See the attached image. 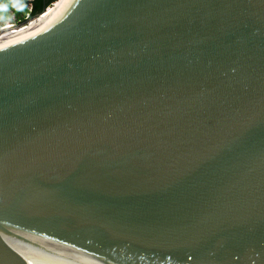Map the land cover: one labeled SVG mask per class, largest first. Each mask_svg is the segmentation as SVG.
<instances>
[{
  "label": "water",
  "instance_id": "obj_1",
  "mask_svg": "<svg viewBox=\"0 0 264 264\" xmlns=\"http://www.w3.org/2000/svg\"><path fill=\"white\" fill-rule=\"evenodd\" d=\"M0 264H264V0H80L0 51Z\"/></svg>",
  "mask_w": 264,
  "mask_h": 264
},
{
  "label": "bare ground",
  "instance_id": "obj_2",
  "mask_svg": "<svg viewBox=\"0 0 264 264\" xmlns=\"http://www.w3.org/2000/svg\"><path fill=\"white\" fill-rule=\"evenodd\" d=\"M80 0H57L50 4L42 14L23 26L15 27L13 23H7V27L0 34V51L12 47L21 42L28 41L64 20L79 4Z\"/></svg>",
  "mask_w": 264,
  "mask_h": 264
},
{
  "label": "flooded vegetation",
  "instance_id": "obj_3",
  "mask_svg": "<svg viewBox=\"0 0 264 264\" xmlns=\"http://www.w3.org/2000/svg\"><path fill=\"white\" fill-rule=\"evenodd\" d=\"M17 2L21 3V7H25L24 12H22L20 9L15 10L12 7H7L6 8V17L0 19V28L4 27L7 22H11L14 24V26L19 25L20 23L27 22L35 15H31V9H32V0H16ZM54 1L50 2L48 5L52 4ZM28 3L30 6H27ZM2 4H8L7 0H0V5ZM22 15V17H21Z\"/></svg>",
  "mask_w": 264,
  "mask_h": 264
},
{
  "label": "trees",
  "instance_id": "obj_4",
  "mask_svg": "<svg viewBox=\"0 0 264 264\" xmlns=\"http://www.w3.org/2000/svg\"><path fill=\"white\" fill-rule=\"evenodd\" d=\"M52 1H55V0H32V9H31V15H35L37 13H40L42 11V9L45 7V6H49L48 4ZM7 7H11V5L8 4H2L0 5V19L2 18H5L6 17V8ZM36 17V16H35ZM33 17V18H35ZM30 19L29 21L33 20Z\"/></svg>",
  "mask_w": 264,
  "mask_h": 264
},
{
  "label": "rangeland",
  "instance_id": "obj_5",
  "mask_svg": "<svg viewBox=\"0 0 264 264\" xmlns=\"http://www.w3.org/2000/svg\"><path fill=\"white\" fill-rule=\"evenodd\" d=\"M6 1V0H5ZM57 1V0H56ZM7 2L9 3V5H11V7L13 8V9H15V10H21L22 12H24V10H25V7H21L20 5H22L21 3H19V2H17L16 0H7ZM27 4V6H30L28 3H26ZM21 17H22V15H21ZM7 23H10V22H7ZM6 23V24H7ZM5 24V25H6Z\"/></svg>",
  "mask_w": 264,
  "mask_h": 264
}]
</instances>
